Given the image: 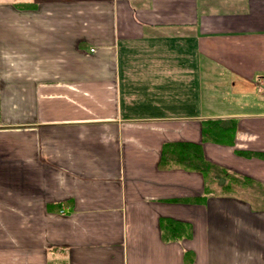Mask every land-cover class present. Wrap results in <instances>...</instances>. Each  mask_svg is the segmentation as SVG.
<instances>
[{
	"label": "crops",
	"instance_id": "obj_1",
	"mask_svg": "<svg viewBox=\"0 0 264 264\" xmlns=\"http://www.w3.org/2000/svg\"><path fill=\"white\" fill-rule=\"evenodd\" d=\"M260 78L264 0H0V264H264Z\"/></svg>",
	"mask_w": 264,
	"mask_h": 264
},
{
	"label": "trees",
	"instance_id": "obj_2",
	"mask_svg": "<svg viewBox=\"0 0 264 264\" xmlns=\"http://www.w3.org/2000/svg\"><path fill=\"white\" fill-rule=\"evenodd\" d=\"M19 8H33L34 6H35V4H19V5H17ZM189 157H191L192 158V160H189L188 158H186V159H188L189 161H193V160H196L197 161V159L199 158V160H200V163H202V166L205 168V169H210V168H212V165L211 164H209V163H207V162H205L201 157H199V156H197V157H195L194 155H193V153H191V155L189 156ZM55 209L57 208V206H55L54 207ZM174 223L173 222H171V221H167V220H163V221H161V223H160V226H161V228L162 229H164L166 226H168V225H173ZM182 230H185V227H183L182 228ZM165 234H167V233H163V236L165 235ZM170 236L169 235H167L166 236V238H169ZM173 239V238H172Z\"/></svg>",
	"mask_w": 264,
	"mask_h": 264
},
{
	"label": "built area",
	"instance_id": "obj_3",
	"mask_svg": "<svg viewBox=\"0 0 264 264\" xmlns=\"http://www.w3.org/2000/svg\"><path fill=\"white\" fill-rule=\"evenodd\" d=\"M256 91L259 94H264V78H260L257 82H256ZM63 214V213H61Z\"/></svg>",
	"mask_w": 264,
	"mask_h": 264
},
{
	"label": "rangeland",
	"instance_id": "obj_4",
	"mask_svg": "<svg viewBox=\"0 0 264 264\" xmlns=\"http://www.w3.org/2000/svg\"><path fill=\"white\" fill-rule=\"evenodd\" d=\"M23 1L27 2V1H29V0H23ZM30 1H33V0H30Z\"/></svg>",
	"mask_w": 264,
	"mask_h": 264
}]
</instances>
